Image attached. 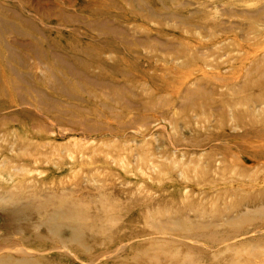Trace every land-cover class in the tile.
I'll list each match as a JSON object with an SVG mask.
<instances>
[{
  "label": "rangeland",
  "instance_id": "obj_1",
  "mask_svg": "<svg viewBox=\"0 0 264 264\" xmlns=\"http://www.w3.org/2000/svg\"><path fill=\"white\" fill-rule=\"evenodd\" d=\"M254 58L264 67V0H0V176L82 198L95 256L125 244L93 263L62 247L57 264H264V159L239 149L261 142L203 139L221 131L220 100L260 77ZM227 113L223 130L242 131ZM3 210L9 242H48L40 217Z\"/></svg>",
  "mask_w": 264,
  "mask_h": 264
},
{
  "label": "bare ground",
  "instance_id": "obj_2",
  "mask_svg": "<svg viewBox=\"0 0 264 264\" xmlns=\"http://www.w3.org/2000/svg\"><path fill=\"white\" fill-rule=\"evenodd\" d=\"M222 56H225V55H222ZM249 72L257 73L260 75V77L258 79H249V77L246 76L248 77L246 79L247 81L242 83L243 86L237 91V93L235 94L236 95L235 98H232L229 101H225L223 99L220 100V104H221L220 110L221 111L219 112V117L221 121L217 123V126L221 128V131L218 132V135L216 136H214L215 133H211L212 136H210V134L208 133L207 135L204 136L203 139H205L204 144H206V141L208 140L214 141L218 137L223 142V141H230L231 139H237V140L239 138L248 139L251 136H256L255 138L259 139L261 142L259 145H256L255 147V149H258V150H254L255 153L252 154L251 151L249 150L250 146L248 145L245 146V144L239 143V146L241 147L239 149L242 152L240 155L245 156V157H252V158L260 157L264 159V109L262 110L259 109V107L264 106V97L259 96V95H253V93H249V90L251 88H260L264 85V67L262 66V64H259V61L257 62L256 59L254 58L252 62H250V64L248 65V73ZM191 99H193V97H191L190 100H188V104L186 107L192 104ZM213 104H214L213 102L208 100L207 103L203 105V107L201 106V109L206 111L207 109L212 108ZM240 105L245 106L246 109L244 110L238 109ZM227 107H232V114H234V120H235L236 126L239 129H242V131H239V130L237 131L236 128H234L233 126L231 127V130L229 131L223 130V129L228 128L230 125V123L229 125L227 123L228 122L227 121V115H228ZM156 113L158 112L156 111ZM155 116L157 115H154L152 117L155 118ZM32 117L34 118V116ZM162 117H164V114H162ZM167 117H168V114H167ZM187 127H188L187 129H190L192 127L190 120L187 121ZM23 128L31 134L30 136L32 138L36 136L41 137L43 135V134L41 135L42 130L40 131V127L38 128L36 127L37 129H34V130H32L31 128H27V127H23ZM229 137H231V139ZM187 142L193 145H197L201 141H197L194 138H190L187 140ZM48 144L50 143L48 142ZM37 145L39 147V144ZM216 150L223 152L224 154H227V155L230 154L229 149L224 146H220L219 148L216 147ZM20 167L22 166L20 165ZM13 169L15 171V169L17 170L18 168L15 167ZM245 170L247 169L244 168V171ZM10 172L8 170L4 171V173H2L0 176V182L5 183V184L3 183V186L5 188L4 187L0 188V208L3 207L4 209L3 211L6 213V215L12 218L29 215L28 217L23 218L29 221L30 219H33L35 217H40L39 225L46 229L45 233L47 236L44 235V238L48 242L46 244L44 243V246L39 244L36 247H33L35 250H38V251H30L27 248L20 247L18 243L9 242L12 236L11 233L10 234L0 233V264H39V262L42 260H49L48 262L49 264H57L58 256H50L49 253L54 252V251H60L62 250L60 249L62 247H69L71 249H76L78 250L79 253L85 252L84 258L89 260L88 263H93L95 259L100 258V257L102 258L105 254L109 253L110 251H118L125 246V244H123V246H120L122 245L120 244L117 247L111 250H108L106 253L98 254V256H95L93 254L94 252L89 251L91 247L86 244V239L89 240L93 238V236H95L96 233L93 232L90 222H87V221L82 222L81 220V219H86L87 217L90 218V212L82 213L81 211H78L79 209H77V206H79V204L83 200L82 198L80 197L75 198L73 194L69 196L68 194H65V193H62V194L53 193V192L41 193V190L43 189H41L40 187L36 185L28 189V187H26V185L21 179L18 182L19 185H18L17 190L9 189L10 187H8V185L6 184L7 183L6 181H11L14 179L13 170H12V173ZM55 198L60 201L58 202L61 205V207H63L62 209L50 210L48 209V207H46L43 210L41 209L43 206L52 205L54 201L56 200ZM59 204H57V206ZM77 220H81V222H76ZM263 226H264V223L262 222L259 227H263ZM107 227H105V229L101 232V237H106L107 233L110 232L111 228L109 227L107 228ZM18 228L19 226H16L14 228L13 232L15 234H17L16 230ZM157 230L158 232H162V236H164V239L172 242L170 239L166 238V237H170V235L167 236L170 231H168L166 228L163 229L162 226H158ZM25 233L26 232H24V235L19 239L20 241H25L27 237L29 236ZM80 234L82 235L81 237H79ZM225 234L226 235L222 234V238L228 237L230 235V233H225ZM199 237L204 240L210 239L212 241H216L219 238L215 233H210V234L201 233ZM2 239L5 240L4 243H1ZM101 242H103V240ZM96 244H98L97 241H96ZM57 245H60V246H57ZM49 246L50 248H48ZM36 256H39V260H34ZM51 260L54 262H51Z\"/></svg>",
  "mask_w": 264,
  "mask_h": 264
}]
</instances>
